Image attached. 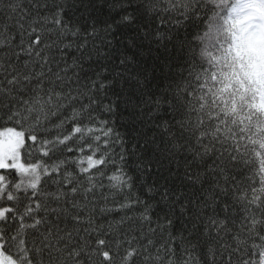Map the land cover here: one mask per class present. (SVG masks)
Returning <instances> with one entry per match:
<instances>
[{
    "label": "snow or ice",
    "instance_id": "1",
    "mask_svg": "<svg viewBox=\"0 0 264 264\" xmlns=\"http://www.w3.org/2000/svg\"><path fill=\"white\" fill-rule=\"evenodd\" d=\"M164 12L174 31L153 30ZM202 19L182 0H0L4 264H264V190L185 127Z\"/></svg>",
    "mask_w": 264,
    "mask_h": 264
},
{
    "label": "trees",
    "instance_id": "2",
    "mask_svg": "<svg viewBox=\"0 0 264 264\" xmlns=\"http://www.w3.org/2000/svg\"><path fill=\"white\" fill-rule=\"evenodd\" d=\"M182 2L189 9L198 7L203 17L189 40L186 130L188 134L202 138L210 155L242 176L241 180L246 179L249 187L258 192L264 190V54H248L236 44V15L242 3L240 0ZM162 15L166 19H156L153 30L174 31V25L167 17L175 14L164 12ZM117 128L125 130L120 128L119 121ZM134 165L135 158L129 156V174L135 175ZM132 191L143 196L136 188ZM143 198L147 199L146 196ZM121 199L122 196H117V200ZM121 215L124 213L104 217L105 225L108 221H118ZM149 227H157L155 213L151 214V223H145V231ZM121 228L126 229L127 224ZM178 229L179 222L172 230L174 236H179ZM174 244L178 245L179 241Z\"/></svg>",
    "mask_w": 264,
    "mask_h": 264
},
{
    "label": "rangeland",
    "instance_id": "3",
    "mask_svg": "<svg viewBox=\"0 0 264 264\" xmlns=\"http://www.w3.org/2000/svg\"><path fill=\"white\" fill-rule=\"evenodd\" d=\"M240 2L242 6L236 15V44L248 54H264V0ZM0 264H4L3 259H0Z\"/></svg>",
    "mask_w": 264,
    "mask_h": 264
},
{
    "label": "clouds",
    "instance_id": "4",
    "mask_svg": "<svg viewBox=\"0 0 264 264\" xmlns=\"http://www.w3.org/2000/svg\"><path fill=\"white\" fill-rule=\"evenodd\" d=\"M230 2H231V0H230Z\"/></svg>",
    "mask_w": 264,
    "mask_h": 264
}]
</instances>
